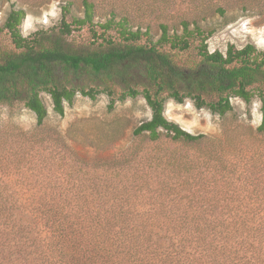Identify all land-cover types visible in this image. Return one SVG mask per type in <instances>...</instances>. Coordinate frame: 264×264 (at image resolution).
I'll return each instance as SVG.
<instances>
[{
  "label": "trees",
  "instance_id": "trees-1",
  "mask_svg": "<svg viewBox=\"0 0 264 264\" xmlns=\"http://www.w3.org/2000/svg\"><path fill=\"white\" fill-rule=\"evenodd\" d=\"M18 1L0 23L9 43L0 44V105L35 115L30 137L48 115L42 93L62 115L78 95L94 100L105 92L109 109L144 98L151 116L134 136L158 144L165 134L193 150L147 156L135 145L132 158L116 161L111 175L105 170L92 186L42 185L24 200L0 185V264H264V49L247 42L210 51L207 39L216 27L199 22L208 11L224 16L233 3L264 22V0H190L172 24L161 10L156 39L149 26L132 23L126 0H60L58 24L25 36L23 5L47 0ZM77 2L81 15L72 12ZM82 29L88 38L74 46L69 37ZM255 95L261 121L254 136L235 130L211 139L164 114L169 98H189L223 116L232 111V98L250 102ZM9 144L23 147V141ZM14 154L0 158L2 170ZM16 164L31 165L24 152Z\"/></svg>",
  "mask_w": 264,
  "mask_h": 264
},
{
  "label": "rangeland",
  "instance_id": "rangeland-1",
  "mask_svg": "<svg viewBox=\"0 0 264 264\" xmlns=\"http://www.w3.org/2000/svg\"><path fill=\"white\" fill-rule=\"evenodd\" d=\"M13 2L19 4L18 0H0V23L4 21ZM126 3L132 23L149 26L153 39L160 34L158 23L163 15L167 16L171 24L175 23V15L188 12L192 4L190 0H126ZM60 4V0H47L39 6L25 3L23 7L27 14L20 25L22 34L27 36L41 28L50 30L55 27L61 18ZM118 5L122 6L121 3ZM107 8L103 6L98 9L97 18L103 20ZM161 10H164L161 13L163 15L158 17ZM72 12L82 14L80 3L72 6ZM172 14L173 18L170 17ZM204 17V20H199L201 24L216 27L215 32L207 39L208 50H224L226 43L241 47L247 42L253 43L259 50L264 49V22L261 15L242 12L233 3L224 16L208 11L204 13ZM175 29L180 31L181 26L175 25ZM87 38L82 29L74 31L69 41L78 46ZM0 44L9 45L6 35H0ZM115 89L120 90L118 86ZM42 97L47 105L48 115L36 138L30 137L36 119L29 109H11L0 105V158L8 155V152L18 153L11 155L14 158L8 168L4 166L6 170H2L3 165L0 164V185L11 186L18 191L12 196L19 200L36 197L33 192L42 185L63 182L92 186L104 180L105 170L109 173L108 176L111 175L116 161L132 158L131 152L135 145L142 147L140 154L147 156H152L158 150L165 151L166 148L193 150L189 144L174 141L165 134L158 144L150 142L146 137L133 135V129L151 116V110L142 96L117 101L109 109V96L105 92L94 100L78 95L72 104L65 105L62 115L53 112L47 94L42 93ZM231 102L232 111L219 116L206 108H196L189 98L182 103L169 98L165 102L164 114L183 129L193 134L203 133L211 139H222L225 133L235 130L254 136L261 121L260 97L255 95L250 102L232 98ZM22 133L25 137L21 138ZM38 138L43 139L41 145L36 143ZM11 139L23 141V147L20 148L22 151L18 146L9 144ZM261 143L264 146V138ZM22 152L31 164L24 165L23 169L16 164ZM142 162L148 163V160ZM127 163L129 162L125 165Z\"/></svg>",
  "mask_w": 264,
  "mask_h": 264
}]
</instances>
